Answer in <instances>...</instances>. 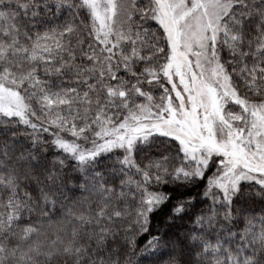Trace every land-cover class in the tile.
Segmentation results:
<instances>
[{
  "label": "snow or ice",
  "instance_id": "6c2138e0",
  "mask_svg": "<svg viewBox=\"0 0 264 264\" xmlns=\"http://www.w3.org/2000/svg\"><path fill=\"white\" fill-rule=\"evenodd\" d=\"M0 264H264V0H0Z\"/></svg>",
  "mask_w": 264,
  "mask_h": 264
}]
</instances>
